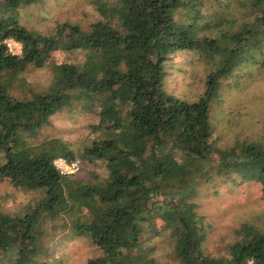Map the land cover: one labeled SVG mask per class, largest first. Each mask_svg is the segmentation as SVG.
<instances>
[{
    "label": "trees",
    "instance_id": "obj_1",
    "mask_svg": "<svg viewBox=\"0 0 264 264\" xmlns=\"http://www.w3.org/2000/svg\"><path fill=\"white\" fill-rule=\"evenodd\" d=\"M41 1L0 0V184L31 195L0 207V264H68L58 251L73 239L93 250L89 264H161L152 242L163 234L173 264H264V233L249 222L207 254L212 231L198 211L203 184L264 196V135L221 145L211 113L222 81L264 49V0H93L88 25L51 34L20 21ZM178 52L213 66L196 101L164 88ZM45 69L49 85L29 80ZM78 105L97 111L87 134L38 140ZM58 158L81 170L61 174Z\"/></svg>",
    "mask_w": 264,
    "mask_h": 264
},
{
    "label": "rangeland",
    "instance_id": "obj_2",
    "mask_svg": "<svg viewBox=\"0 0 264 264\" xmlns=\"http://www.w3.org/2000/svg\"><path fill=\"white\" fill-rule=\"evenodd\" d=\"M93 0H43L20 11L22 24L43 34L55 32L58 24L88 25L93 20ZM68 55L58 59L68 60ZM255 62H244L224 79L211 113L214 125L213 139L231 146L237 139L259 140L264 135V49L258 51ZM213 66L210 62L187 53L178 52L167 66L165 90L186 101L198 100L208 89L207 76ZM51 72L45 69L30 76L37 85H49ZM34 81V82H35ZM173 96V95H172ZM96 109L85 111L80 105L52 119L51 125L39 135L43 141L52 137L77 142L96 122ZM231 187V188H230ZM199 213L206 217L212 235L206 243L207 254L220 255L234 238V230L244 222L252 223L264 233V196L259 187L228 184H207L201 187ZM31 195L0 184V207L15 210ZM198 202V201H197ZM154 254L161 264H173L170 258L172 240L166 234L153 240ZM68 264H89L94 254L86 241L73 239L59 249Z\"/></svg>",
    "mask_w": 264,
    "mask_h": 264
},
{
    "label": "built area",
    "instance_id": "obj_3",
    "mask_svg": "<svg viewBox=\"0 0 264 264\" xmlns=\"http://www.w3.org/2000/svg\"><path fill=\"white\" fill-rule=\"evenodd\" d=\"M6 45L13 55H20L22 53L21 44L16 42L15 40H7ZM54 165L63 175H72L78 173L81 170V162L77 160L70 162L65 158H58L55 160Z\"/></svg>",
    "mask_w": 264,
    "mask_h": 264
}]
</instances>
